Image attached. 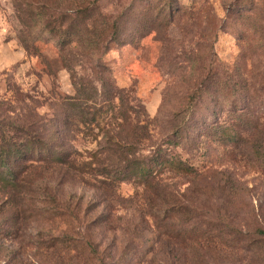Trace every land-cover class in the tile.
Masks as SVG:
<instances>
[{
  "label": "rangeland",
  "instance_id": "rangeland-1",
  "mask_svg": "<svg viewBox=\"0 0 264 264\" xmlns=\"http://www.w3.org/2000/svg\"><path fill=\"white\" fill-rule=\"evenodd\" d=\"M103 80L127 116L89 122L67 102L101 103ZM0 123L85 169L159 149L193 169L29 160L19 186L0 180V264H264V0H0Z\"/></svg>",
  "mask_w": 264,
  "mask_h": 264
},
{
  "label": "trees",
  "instance_id": "trees-1",
  "mask_svg": "<svg viewBox=\"0 0 264 264\" xmlns=\"http://www.w3.org/2000/svg\"><path fill=\"white\" fill-rule=\"evenodd\" d=\"M71 25L72 24H70L69 26ZM115 35L116 33L112 34V40L115 38ZM110 41L111 38L109 39V41L105 42L106 46ZM104 80L103 83H101V86L103 87V92H101L100 95L102 97L103 94V99L101 103H96L97 90L93 91L92 88L89 89L90 92L88 94H85L82 89L77 88L75 96L69 98V101L67 102L68 105L77 109L81 116L86 115L90 117V119L88 120L89 122L95 121L96 116L104 114L110 110L115 112H121L123 116H127V112H125L126 109L124 108L127 105L119 96L116 100L111 98L110 90H104V87L106 86ZM130 110L134 114L137 113L134 108H130ZM125 124L126 119L121 120L120 126ZM180 128L181 125L178 126L177 129L173 132L174 139H170L168 141L169 144L171 142H174L170 144H173L172 146H174V148L180 147L182 145L183 137L181 135L182 129ZM12 130L14 136H10V134L7 132L9 131V129L3 130L2 125L0 123V180L5 181L7 184L12 186L20 185L18 179L20 174L26 171V169L28 168L29 165L27 164V162L29 160L34 159L35 160L33 162L44 161V163L48 164L56 162L57 164L55 165V168H60V170L65 168L66 171L77 172L78 174L98 173L99 175L105 176L106 178H108V176L117 177L122 174V177L124 178L126 176H135L145 180V182L149 181L148 179L152 176V174H160L166 169L181 174H190L193 171L192 167L187 165L186 162L180 158L179 154H171V152H168L166 149H159L157 151L158 154L153 158L151 157L149 160L150 162H147L146 164H143V162L137 158H132L125 159L123 166H120L119 160H117V162L115 160L114 162L116 163L114 164L117 165H112L111 168L107 166H97L92 168L91 166H89L88 169H85L86 164H82L80 167H78L75 165V162H72L71 160H63L61 158L58 160L55 159V152L50 151L49 145L42 141L40 135H38L37 133L30 132L27 128L16 125L12 127ZM221 136L230 141L236 139V134H231L226 131H224ZM17 138H21L22 141L20 140L19 142H17L15 140ZM106 150L111 153H114L116 156L117 154H120L118 156H122L124 154L123 152L125 150V144H116L114 146L113 144L110 145L109 143ZM30 167L33 166L30 165L29 168ZM104 184L109 187L112 186V182L104 181ZM151 190L153 191V193L158 192V189ZM189 232L192 235H196V227H191ZM92 251L93 250L91 249V252Z\"/></svg>",
  "mask_w": 264,
  "mask_h": 264
}]
</instances>
